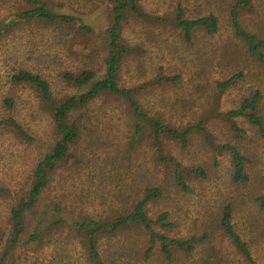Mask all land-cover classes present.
I'll use <instances>...</instances> for the list:
<instances>
[{
  "label": "trees",
  "instance_id": "16d2710c",
  "mask_svg": "<svg viewBox=\"0 0 264 264\" xmlns=\"http://www.w3.org/2000/svg\"><path fill=\"white\" fill-rule=\"evenodd\" d=\"M259 1L0 0V264H237L181 226L220 161L260 208L237 231L228 202L220 226L263 264Z\"/></svg>",
  "mask_w": 264,
  "mask_h": 264
},
{
  "label": "rangeland",
  "instance_id": "374dc122",
  "mask_svg": "<svg viewBox=\"0 0 264 264\" xmlns=\"http://www.w3.org/2000/svg\"><path fill=\"white\" fill-rule=\"evenodd\" d=\"M260 1L257 2V14H261L262 17H264V0ZM144 2L152 4L149 8H158L161 5L166 6L165 2H162V0H144ZM221 3L222 0H191L190 5L204 8V6H212V4L220 6ZM90 21L97 27L98 35H100L112 22V16L109 14L107 8H102L91 16ZM254 22H259L257 15H252V17L248 18L247 24L251 25L252 30H255L256 28V26L252 24ZM147 61L149 63L152 62L151 59ZM41 64L44 66V70L48 72L57 70L56 65L49 67L48 63ZM234 94L235 92L229 93V98L233 97ZM254 161L256 162L257 160H253V162ZM212 165L214 166V175H211L208 179L199 180V184L194 185L195 191L192 196L194 203L190 204L191 212L188 216L181 213V217L185 220L184 222H181V226L184 227L185 230L195 232L194 234L196 235L208 233L209 238H207L211 243L214 242L216 244L224 258L233 260L237 264H244V257L237 252L224 229L220 226L222 208L228 202L233 204L235 208L233 211L235 228L237 231L246 232L248 231L247 226L249 225L247 214L250 212H247L246 209L251 206L252 209H254L256 205H254L251 200L243 198L248 192L247 188L233 186L230 183L228 161H220L218 165L214 163ZM256 183L257 181H251V187H249L251 191H256V189L261 186L259 182L258 184ZM255 184L257 185V188ZM260 188L264 190V186ZM254 212L255 215L260 214L259 206L256 207ZM260 231L264 234V230ZM247 237L249 238V235ZM249 241L254 245L255 255L258 257L259 255L262 256V263L264 264V236H260L259 238L251 236ZM204 253L205 251L202 250L199 255L190 257V263L187 264H200V257L203 256ZM181 258L182 257L176 261L177 264H182L180 262ZM163 263L168 264L166 261Z\"/></svg>",
  "mask_w": 264,
  "mask_h": 264
}]
</instances>
